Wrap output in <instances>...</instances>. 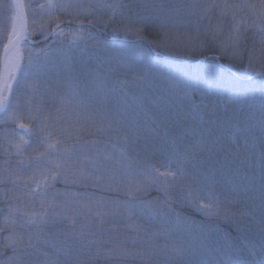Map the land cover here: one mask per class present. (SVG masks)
I'll list each match as a JSON object with an SVG mask.
<instances>
[{"label": "snow or ice", "instance_id": "snow-or-ice-1", "mask_svg": "<svg viewBox=\"0 0 264 264\" xmlns=\"http://www.w3.org/2000/svg\"><path fill=\"white\" fill-rule=\"evenodd\" d=\"M11 7L14 9L11 30L7 32V42L0 50V113L4 114L0 123L18 122L23 118L16 110L9 111L14 85L21 76L26 81L25 86L34 91L41 83L47 85L52 80L63 81L64 88L62 95L55 96L59 106L54 113L42 114L41 107L36 105L34 115L32 100L26 101L29 105V123L40 120L39 131L45 134L40 146L45 150L38 153V166L23 184V196L31 202L38 201L40 210L25 211L18 203L9 204L8 213L0 220V232L8 233L3 237L0 255L7 249H11L12 254L0 261V264H30L25 256L32 255L44 257L40 264H56L47 252L41 251V244L54 248L57 254L63 252L71 255V250L54 243L52 234L47 231L59 223L70 226L71 231L64 235L79 241V250H89L91 259L99 258L103 251L106 257L118 259L159 258L162 253L166 264H264V183L258 206L259 220L256 219L257 205L251 204L245 210L236 208L241 202L240 191L234 190L230 196L217 191L216 169L204 166L219 163L215 158L224 151L220 138L202 132L201 136H206V140H185L184 137L170 136L165 129L163 136L170 141L171 151L166 162L156 167L147 160L141 161L129 156V145L139 137L128 133L119 135V129L114 125L120 121L109 116L105 102L109 94L116 91L127 97L129 86L139 84L168 88L178 101L175 105L169 103L168 107H176L185 114L202 106L226 123L233 120L240 122L241 114L237 111L229 114L206 96H201L199 103H196L187 92H176L173 85L157 82L155 75L143 71L134 55L122 48L104 46L103 56L94 57L95 69L83 68L77 73L71 66L75 52H85L89 47H102L93 33L87 30L89 26L103 25L107 29L110 24H118V27H113V34L123 32L125 39L129 34L144 39V31L153 27L159 29L161 37L150 42L157 48L165 51L179 49L187 55L203 56L208 52L216 60L224 57L232 62L242 61L244 52L247 51L248 63L243 69L244 73L257 70V61L260 62V68L264 69V59L253 55L257 43L260 53L264 54V0H259V3L247 0L240 3L232 0H159L158 3H142L140 0H44L37 6L38 19L35 18L37 13L31 4H26L24 0H13ZM26 10L32 12L34 18L31 21ZM61 15L69 19V26L66 28L60 27ZM205 20L208 21L207 24H204ZM51 22H55V27L49 30ZM250 29L259 36L258 41L253 40L252 48L247 45V32ZM36 34L42 35L45 40L50 36L61 39L53 41L58 44L57 47L46 45L44 48L34 49L31 47L34 43L31 37ZM90 41L93 43L90 44ZM121 70L133 73L131 80H122L117 76L111 87H107L109 77ZM261 74L264 75V71ZM44 92H51V89L45 87ZM185 100L188 101L187 105ZM259 113L264 132V95L259 102ZM18 127L31 134L28 124L21 122ZM130 127H138L135 120L130 121ZM92 130L118 133L116 143L98 148L91 156L77 155V152L82 151L77 146L60 147L62 141L57 132H62L66 138L75 137L79 140L81 134ZM8 145L14 149L15 154L23 157L29 140L21 135L18 142L9 140ZM4 151L6 155H10L7 148ZM241 155L245 159L248 155L258 158L264 180V137L258 157L254 146L249 149L245 145L242 152L241 146L237 145L225 152L224 160L226 163H234ZM23 163L21 160V164ZM20 179L21 174L16 170L0 175V183L11 181L16 187H19ZM60 181L83 187L91 185L109 191H123L132 199L110 201L91 193L67 192H54L50 196V190ZM153 187L164 193L163 199H138ZM177 188L180 195L175 198L171 192ZM4 195L8 197L7 192ZM57 195L65 196V201H58ZM243 196L249 201L255 199L248 189L244 190ZM10 199L22 203L19 195L13 194ZM67 203L73 205L71 215L58 210ZM175 203L187 205L204 219L196 221L181 215L173 208ZM106 204H112L113 209L100 211ZM121 211L127 213L125 230L137 234L143 232L148 241L164 239V245L149 244L151 250L141 252L124 247L122 242L112 249L102 250L97 247L92 253L91 247L97 244L96 240L90 238L94 235L89 230L92 218L96 217L102 225L106 217L117 215ZM133 212L156 222L158 228L152 231L144 228L133 218ZM220 222L235 225L237 232L245 238L249 235L258 237L259 260L241 261L237 258L241 255L240 249L234 241L227 237L213 238L212 234ZM77 224L79 231L76 230ZM136 239L134 236L132 242L135 243ZM74 261L75 264H82L78 256L74 257Z\"/></svg>", "mask_w": 264, "mask_h": 264}, {"label": "trees", "instance_id": "trees-1", "mask_svg": "<svg viewBox=\"0 0 264 264\" xmlns=\"http://www.w3.org/2000/svg\"><path fill=\"white\" fill-rule=\"evenodd\" d=\"M30 3L32 9L39 15L38 5L44 0H24ZM71 2V0H68ZM142 3H158L159 0H140ZM232 2L240 3L242 0H232ZM251 3H259V0H247ZM12 0H0V50L3 44L7 42V32L11 30V16L14 14V9L11 7ZM29 20L31 21L33 15L30 10H26ZM87 21H85V24ZM208 21L205 20L204 24ZM75 22H73V26ZM69 26V19L65 15H61V26L66 28ZM118 24H110L107 29L103 25H92L88 27L95 37V40L102 46L101 49L89 47L87 51L74 53L72 58V70L80 73L83 68L95 69L96 61L94 57L103 56V47L122 48L134 55L139 67L149 75H155L158 78L157 82L163 81L167 84L173 85L176 92H187L189 96L194 98L196 103H199L201 96H206L211 102L218 105L221 109H226L229 114L237 111L241 114V121L235 120L231 122H223L218 119L209 109L199 107L190 114L179 112L176 107L169 108V103L175 105L178 103L175 96L168 88H156L141 86L139 84L130 85L128 88L129 95L125 97L121 92L116 91L110 93L106 105L108 114L120 121L119 124L114 125L119 129V135L128 133L130 135H138L139 139L129 145L128 154L138 160H147L156 167H160L166 162L170 149V141L163 136V131L167 129L170 136L184 137L185 140H206V136H201L202 132L211 133L213 137H219L224 151L220 152L216 157L219 163L206 164L204 167H212L216 169L218 185L217 191L223 195H232L234 190L241 192V202L236 205L239 210L247 209L251 204L257 205L256 219H260L259 204L262 183L261 170L258 158H253L248 155L247 159L243 155L236 159L234 163H226L224 160L225 152L235 148L237 145L243 147L246 145L249 149L255 147L257 157L259 154L260 143L264 132H262V124L259 113V102L264 95V75L246 76L241 72L248 61V53L244 52L243 60L232 62L221 57L218 61L212 58L206 60H196L202 57L212 55L206 52L201 55H187L182 53L179 49L172 51H165L162 48L155 47L151 41L161 39L159 29L149 27L144 33V39H139L135 35L129 34L127 39L124 38L123 32L119 35L113 34V27H118ZM55 27V22L50 23V28ZM42 35L36 34L31 37L34 41V49L44 48L46 45L57 47L58 44L53 43L54 40L59 41L60 37H49L47 40L40 41ZM247 45L249 48L253 47V40H259V36L253 30L247 32ZM93 43L90 41V44ZM211 47V45H209ZM256 51L253 53L257 56L260 46L255 44ZM27 56V53H25ZM264 71L257 69L255 72ZM133 73L121 70L116 74H112L106 81V86L111 87L112 82L119 76L122 80H131ZM84 80V76L81 75ZM91 79V77H88ZM63 81L52 80L47 85L41 83L36 91L27 88L26 81L23 76L14 85V91L11 96V107L9 110H17L19 107H24L27 115L24 118V123L31 128L29 145L26 147L23 157L15 154L14 149L9 147L8 143L3 145L0 149V175H6L12 170L19 171L21 179L18 182L19 187L14 186L11 181L0 183V220L8 213L9 204L18 203L25 211L40 210L39 203L31 202L23 196V184L28 181L34 169L37 168L38 153L43 152L44 147L40 146L43 132L39 131V126L35 123H29L27 119L29 115V105L26 103L28 99L32 100L33 114L35 115V107L39 105L42 109V114L54 113L55 108L59 106L58 100L55 96L62 95L63 91L60 89L58 83ZM51 89V92H44V88ZM90 91V89H89ZM133 97L135 99H133ZM95 103V102H94ZM188 101L185 100V105ZM135 120L137 128L130 127V121ZM40 124V120H37ZM7 130L12 131L15 126L13 124L3 125ZM0 125V127H3ZM60 127V126H57ZM11 129V130H10ZM55 131V129H54ZM109 134L90 135L85 131L80 135L79 140L75 137L66 138L62 132H57L59 139L62 141L61 148L67 146L80 145L82 151L77 152V155L91 156L98 148H103L105 145H112L116 143V136L118 133L109 132ZM100 133V132H98ZM28 134V133H27ZM8 138L11 136L7 135ZM53 138H56L54 136ZM12 141L13 138H11ZM75 140L76 143L71 141ZM106 141V143H104ZM5 148L8 149L10 155L5 154ZM36 149V151H34ZM231 160L232 157L230 156ZM21 160L24 161L21 164ZM7 170V171H6ZM39 178V177H37ZM30 183V181H29ZM34 186V185H33ZM245 189L249 190V194L255 197L254 200L249 201L243 196ZM65 191L68 193H91L96 197H104L110 201H125L132 199L128 197L123 191L106 190V188H94L91 185L87 187L78 186L68 183V185H61L56 183L50 190L51 196L54 192ZM8 193L6 198L4 193ZM15 194L21 196L22 203L13 201L10 197ZM171 195L178 198L180 190L173 189ZM164 198L162 191L158 192L155 187L148 191L146 195L138 197L142 200H154L155 198ZM71 198V197H70ZM65 196L61 195L57 199L64 202ZM112 204H106L100 211H111ZM176 212L181 215L190 217L193 220H203L199 213L195 212L187 205L173 204ZM59 211H64L68 215L72 214L73 205L71 203L64 204ZM127 213H121L108 216L104 223H98L97 218H92L91 228L89 229L94 235L91 239L97 241V244L91 247V252L94 253L96 248L102 250L112 249L116 245L123 242V246L135 251L147 252L150 251L149 244L153 246H162L165 243L164 239H157L148 241L147 235L141 232L139 234L125 230L127 220L125 217ZM133 218L137 219L144 228L149 231L158 228V224L149 221L139 216L138 212H133ZM19 230V229H18ZM76 230L79 231V224ZM52 234V241L63 249H70L71 255H65L63 252L57 254L52 247H46L41 244V251L47 252L56 264H75L74 257H79L82 264H166L164 254H160L159 258L153 257L150 259L141 258H108L101 252L99 258L91 259L89 257V250L80 251V242L70 237H66L64 233L71 231L69 225L59 223L47 229ZM8 233L0 232V246L3 245V237ZM213 238L227 237L230 241H234L240 249L241 255L237 258L241 261L247 260L249 262L258 261L260 258V248L258 244V237L249 235L245 238L244 235L237 232L235 225L229 222H220L217 230L213 232ZM137 237L136 242L133 243V237ZM253 247L255 250L253 251ZM11 249H7L0 255V261L7 259L10 256ZM25 260L30 264H40L44 260L42 255L25 256Z\"/></svg>", "mask_w": 264, "mask_h": 264}, {"label": "rangeland", "instance_id": "rangeland-1", "mask_svg": "<svg viewBox=\"0 0 264 264\" xmlns=\"http://www.w3.org/2000/svg\"><path fill=\"white\" fill-rule=\"evenodd\" d=\"M33 18H34V17H32V19H33ZM35 18L38 19V18H39V15L37 14ZM257 56H260L261 59H264V54L260 53V51L257 53ZM247 63H248V61H247ZM247 63H246V64H247ZM256 68H257V69H261V68H260V62H259V61H257V63H256ZM243 69H244V68H243ZM243 69H241V72H242L244 75H246V76H251V75H253L254 73H256V72H255L256 70H254V71H251V72L245 74L244 71H243ZM262 70H264V69H262ZM58 85H59V87H60V89L58 88V90H60V92H61V90L63 91V88H64V84H63V82H62V83L59 82ZM62 94H63V93H62ZM9 111H13V110H9ZM16 111H17V112L23 117L21 121H18V122H12V121H9V122H6V123H0V125H2V126H3V125H6V124L18 125V124L21 123V122L24 123V120H25L24 118H25L26 115H27V111L24 109V107H23V108H22V107H19ZM3 119H4V114H1V116H0V120H3ZM35 125L39 126L38 121L35 122ZM10 130H11V129H10ZM6 132H7V135L11 136L10 138H8V136L5 134ZM88 133H89L90 135H92V136L97 135V134H102V135L109 134L107 131L98 133V132L95 131V130L88 131ZM21 135L25 136L26 139L30 140V135L27 134V133H25V132L19 131V130H17V129H13L12 131L9 132V131L7 130V127H4V126H3V127H0V149L3 147V145L7 144L8 141L11 140V138H13L14 141L18 142V141H19V137H20ZM63 135H64V134H63ZM71 142L76 143L75 140H73V141H71ZM104 143H106V141H105ZM76 144H78V143H76ZM78 148H80V145H78ZM161 171H164V168H161ZM57 183H60L61 185H68V184L64 183L63 181H60V182H57ZM57 192H58V191H57ZM59 193H66V192L61 190V191H59ZM67 193H68V192H67ZM59 196H61V195H57V196H56V199H58ZM68 199H71V198L69 197Z\"/></svg>", "mask_w": 264, "mask_h": 264}, {"label": "water", "instance_id": "water-1", "mask_svg": "<svg viewBox=\"0 0 264 264\" xmlns=\"http://www.w3.org/2000/svg\"><path fill=\"white\" fill-rule=\"evenodd\" d=\"M13 1V0H12ZM204 59H206V58H204ZM255 75H257V74H255ZM17 128L19 129V127L17 126ZM20 130V129H19Z\"/></svg>", "mask_w": 264, "mask_h": 264}]
</instances>
